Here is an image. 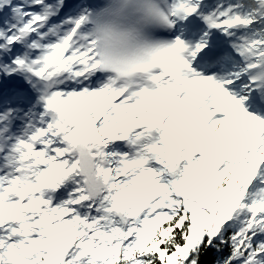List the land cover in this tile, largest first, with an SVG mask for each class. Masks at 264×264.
<instances>
[{"label":"snow or ice","instance_id":"snow-or-ice-1","mask_svg":"<svg viewBox=\"0 0 264 264\" xmlns=\"http://www.w3.org/2000/svg\"><path fill=\"white\" fill-rule=\"evenodd\" d=\"M0 264H264V0H0Z\"/></svg>","mask_w":264,"mask_h":264}]
</instances>
